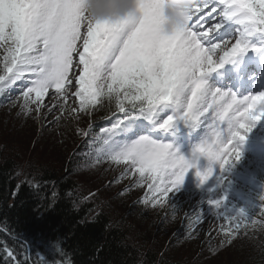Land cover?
Here are the masks:
<instances>
[{
    "label": "snow or ice",
    "instance_id": "1",
    "mask_svg": "<svg viewBox=\"0 0 264 264\" xmlns=\"http://www.w3.org/2000/svg\"><path fill=\"white\" fill-rule=\"evenodd\" d=\"M136 4L140 13L136 20L124 17L92 22L83 19V0H0V94L21 82V108L32 111L29 105L34 104L38 115L47 107L43 100L49 90L55 94L49 113L58 106L62 114H90L107 100L123 115L96 137L101 143L96 162L107 157L125 163L129 172L140 174L141 181L147 173L152 199L145 202L156 204L178 189L197 155L218 162L221 169L238 161L239 149L234 146L229 150L228 146L237 139L242 141L241 130L250 132L255 120L264 116L260 112L248 117L247 123L241 122L249 109L264 108V92L237 100L234 94L206 88L201 79L249 47L259 51L251 44L253 38L264 45V0H198L187 25L170 31L163 27L164 0H136ZM217 11L220 21L210 24ZM229 22L241 26L239 35L230 48L226 40L221 48L214 41ZM217 49L222 54L214 61ZM71 98L78 108L68 104ZM209 116L208 138L191 161L177 156L171 144L152 138L154 131H166L176 121L197 127L200 118L206 122ZM137 121L147 122L143 124L146 134L126 142L113 140L121 132L132 131ZM221 123L231 131L226 142L220 140ZM212 174L211 167L203 175L197 173L201 184ZM260 199L264 201V196ZM208 203L218 209L223 197ZM259 208L264 217V204ZM216 215L228 222L227 227L221 226L228 242L241 231L264 228V219L249 221L243 212ZM7 255L15 259L11 251Z\"/></svg>",
    "mask_w": 264,
    "mask_h": 264
},
{
    "label": "trees",
    "instance_id": "2",
    "mask_svg": "<svg viewBox=\"0 0 264 264\" xmlns=\"http://www.w3.org/2000/svg\"><path fill=\"white\" fill-rule=\"evenodd\" d=\"M114 110L110 105L105 110L96 108L76 146L72 131L67 143L64 136L59 143L53 135L49 144L62 148L59 155L34 149L30 139L29 144L23 137L17 143L11 127L22 126L20 117L0 121V264H203L218 260L206 254L196 258L180 243V236L175 237L172 230L177 225L166 221L162 212L149 209V203L142 207L136 198L126 200L120 192L106 196L109 182L94 184L82 177L89 169L103 167V158L96 162L91 153L88 138L97 132L94 125ZM119 199L125 207L114 202ZM255 230L259 238L247 237L238 249L242 251L236 252L241 254L228 264H264V228ZM9 251L15 259L7 255Z\"/></svg>",
    "mask_w": 264,
    "mask_h": 264
},
{
    "label": "rangeland",
    "instance_id": "3",
    "mask_svg": "<svg viewBox=\"0 0 264 264\" xmlns=\"http://www.w3.org/2000/svg\"><path fill=\"white\" fill-rule=\"evenodd\" d=\"M219 17V15L216 16V18ZM251 44H255L260 50L252 51L251 47H249L247 51L239 54L260 55L263 45H260L255 38L252 39ZM221 54L222 52L219 51L218 56ZM2 55L3 49H0V57H2ZM254 82L256 83V81ZM20 83L21 82L18 81L10 90L0 94V121L4 120L5 117L7 118L6 121L9 119L12 121V119L20 117V119H22V126H20V128L18 126H10L13 131L12 137L15 141L19 143L18 141L22 139L18 138L23 137L27 139V144H29L31 143L29 141L30 139L33 141L31 146L33 144L34 149H48L50 154L55 153V155H59L62 149L61 147L55 146V144H49V139L53 138V135H55L59 143L61 142L60 137L64 136V142L67 143L72 131L73 138L76 139V144L73 146H76L78 139H83L85 136V130L90 126L87 123L94 117V110H96V108H104L105 110L109 106L107 100H104L102 104H98L93 108L90 114H69L68 112L62 114L58 106L49 113L48 108L52 107V98L55 95L53 90H49V94L52 93L49 104L45 101V96L43 104L47 107H43L41 113L38 115L34 111V104L29 105L32 111L21 108L23 99H18L20 96L18 91ZM212 87L224 92L232 89L235 96L239 95L235 86L231 88L229 81H226V79H222L218 85L213 84ZM259 103L260 101H257V105H259ZM68 104L78 108V102L75 98H71ZM260 112H264V108L257 109L255 115H258ZM122 115L123 114L114 110L104 117L106 123L97 127V132L90 135L88 143L92 146L91 153L93 156L96 157V149L101 147V143L96 141L97 136L103 135L101 129L110 128L117 118L122 117ZM58 117L59 119H57ZM263 117L264 116H260L259 119ZM23 122L25 123L23 124ZM142 122L147 123L146 121H137L136 124ZM63 130H65V134L62 132ZM166 132V137L171 139L174 138L175 133L171 128L166 130ZM141 134H146V130L140 129L134 133H128V135L124 133V138L115 136L113 140L117 142H126L138 138ZM252 136L251 139L244 136L245 138L242 140L244 148L239 150L241 153L240 159L225 166L224 169L220 167H217L215 170L212 169L213 174L208 177L204 184L200 183V179L194 185L184 184L182 182L177 190L163 199V202H157L156 204L149 203L148 205V208L153 209L154 212H162L166 216V221H170L171 224L177 225L175 230H172L174 231L175 237L180 236V243L196 258L199 256L198 254H206L210 257L218 256V260L212 259L210 262L203 264L234 263V258H238V255L241 254H236V252L242 251L238 249H241L243 247L241 245L246 243V238L254 235L256 236L251 238V240L254 241L259 238L257 234L259 233L258 230L261 229L251 230L249 232L241 231L235 238L231 239V242H228L221 231V226L227 227L228 222H226L223 217H218L216 215L217 212H221L227 216H234L238 212H243L249 219L261 217L258 212L260 210L259 206L264 204V201L260 199L261 196H264V126L259 127L258 130H254ZM166 137L161 136L156 138L152 134V138L160 142H164ZM185 139H187V137L181 136L182 141L180 140L178 144L173 145L171 142H169V144L172 145L177 156H182L186 160L191 161L196 151H192L191 147L184 150L182 149V142ZM254 154L257 155L255 156ZM199 158H202V156L198 157V159ZM108 161L109 159L104 157L100 164L107 168V170L103 167H95L87 170L82 177L88 179V182H94V184H106V182H109L108 189L104 191V195L106 196L111 193L118 194V192H120L119 195L125 197L124 199L130 200L136 198V200L142 204V207L146 206L148 203L145 202V199H152V195L148 191V184L151 183V180L148 179V174L145 173L144 179L141 181L140 174L129 172L127 164H115V162L108 164ZM100 169H103L104 173H101ZM186 175L187 173L185 176ZM214 178H216L215 181L213 180ZM109 180H113V182L110 183ZM138 181L141 182L138 183ZM195 192L202 193L203 195L201 197H203V199L195 196ZM221 197H223V204L218 209L213 208L212 205L208 203L209 199H219ZM159 199L160 198L157 197L158 201ZM200 199H202V201H200ZM114 202H120L121 206L125 207V202L121 199L115 200ZM202 203H205L202 208H196ZM173 206H175V209H173ZM198 241L200 244L201 242L204 243L201 249L198 248L200 246ZM236 241H239L238 245L235 244ZM245 257L242 256V259Z\"/></svg>",
    "mask_w": 264,
    "mask_h": 264
},
{
    "label": "bare ground",
    "instance_id": "4",
    "mask_svg": "<svg viewBox=\"0 0 264 264\" xmlns=\"http://www.w3.org/2000/svg\"><path fill=\"white\" fill-rule=\"evenodd\" d=\"M217 15H219V11H217V13L214 14V19L212 21H210V24H214V23H217L220 21V17L216 18ZM240 27H241L240 25H237V24L231 23V22L224 24L220 30V32L222 33L221 37L219 39L215 40L214 43L220 44L221 48H224L223 42L226 40L229 42L228 47L230 48L231 45L234 44L236 37L239 35L238 30L240 29ZM205 47H207V45H205ZM262 48H263L262 53H264V45ZM219 51H220V49H217V55L213 56L214 61L218 60V57H219L218 52ZM244 57L250 58V61L259 60L261 58V56L259 54L258 55H250V54H245V53H244V55L243 54H241V55L237 54L236 56L231 57L229 60L232 63L229 67L226 66L227 61H229V60H227L220 67H218L217 70L214 71L215 75L213 77H210L209 72H206L201 76V79L205 82V87L208 89H214L212 87L213 84L218 85L219 84L218 81H220V78L217 75L222 73V72H225L227 70H230V69L235 70L237 63H239L240 61L242 63L244 60ZM247 66H250V64H247ZM250 72L252 73V74L250 73L251 76L247 72L241 76L243 84L241 86L240 94L238 96H236L237 100L246 98L250 95H257L258 96L261 92H264V77L262 79H261V77H258V76H260V74H258L259 69H254ZM260 79H261L260 84L255 85L256 83L254 81H259ZM226 80L231 82L232 84L234 83V79H228L227 78ZM226 93L234 94L231 90L227 91ZM51 96H52V93L46 95V97H45V101H47L48 104H49V100H50ZM244 107H248V105H245ZM256 110L255 109H249L248 116L242 118L241 122L247 123L248 117H250L251 115L255 116ZM241 111H243V108L241 109ZM252 111H254V112L252 113ZM168 114H170V113H168ZM205 115L207 116L209 114L205 113ZM200 119L202 122H201L200 126H197V127H193L191 124L185 123L183 121H176L175 126L171 128V130H173L175 133V136L172 139L166 137L167 132L165 130H156L152 134L156 138H159L161 136L166 137L164 142L165 143L171 142L173 145H176L179 143V141L181 140V136H185V137H187V139H185L182 142V149L184 150V149H188L191 147L192 151H196V149L208 138L209 127L212 123V117L211 116H209V119L206 122L203 121V118H200ZM143 124H146V123L145 122L137 123V124H136V122L133 123L132 131H130L128 133H134L135 131L140 130V129L146 130L144 128ZM261 126H264V117L261 119L255 120L254 126H252L250 132L243 133V130H241V134L248 137L249 139H251L253 137L252 132L254 130H258L259 127H261ZM219 127L222 129L220 140H221V142H226L231 137V131L230 130L226 131V129L228 128V125H226L224 123H221ZM128 133H126V135H128ZM186 134H187V136H186ZM234 146L237 147L239 150L244 148V146L242 145V141L239 139H237L236 141H233V144L228 146L229 150H231V148ZM254 155L256 156L257 154H254ZM198 157H200V156L199 155L196 156L194 167L190 168L189 171L187 172V175L184 176V179L182 181L184 184L194 185L200 179V177L197 175V173H200L201 175H203L209 169V167H211L214 170L217 167H219L218 162H211L210 163L206 157L202 156V158H199V159H198ZM232 158H234V153H233ZM216 178H214L213 180L215 181ZM194 195L203 199V197H201L203 194L200 192H195ZM202 199H200V201H202ZM204 205H205V203H202V204L198 205L196 208H202Z\"/></svg>",
    "mask_w": 264,
    "mask_h": 264
},
{
    "label": "clouds",
    "instance_id": "5",
    "mask_svg": "<svg viewBox=\"0 0 264 264\" xmlns=\"http://www.w3.org/2000/svg\"><path fill=\"white\" fill-rule=\"evenodd\" d=\"M197 3L198 0H164V29L186 26ZM81 11L83 19L92 22L124 17L136 20L140 16L136 0H83Z\"/></svg>",
    "mask_w": 264,
    "mask_h": 264
}]
</instances>
